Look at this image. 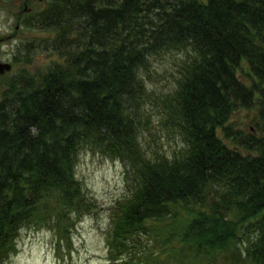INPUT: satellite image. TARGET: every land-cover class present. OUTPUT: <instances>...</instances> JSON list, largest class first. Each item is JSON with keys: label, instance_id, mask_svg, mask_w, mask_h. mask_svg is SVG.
<instances>
[{"label": "trees", "instance_id": "obj_1", "mask_svg": "<svg viewBox=\"0 0 264 264\" xmlns=\"http://www.w3.org/2000/svg\"><path fill=\"white\" fill-rule=\"evenodd\" d=\"M21 12L16 23L51 34L53 56L0 73V264L24 226L69 243L95 208L75 174L84 148L126 166L107 264H264V0H45ZM19 47L11 61H30ZM170 51L184 57L158 121L183 148L150 154L145 74ZM243 109L248 129L231 120Z\"/></svg>", "mask_w": 264, "mask_h": 264}, {"label": "rangeland", "instance_id": "obj_2", "mask_svg": "<svg viewBox=\"0 0 264 264\" xmlns=\"http://www.w3.org/2000/svg\"><path fill=\"white\" fill-rule=\"evenodd\" d=\"M43 2L45 0H0V59L11 63L10 72L23 67L30 70L41 68L53 56L47 52L43 42L50 33L16 23V12L33 10ZM27 41L28 44L23 46L22 42ZM17 44L23 53H28L32 47L29 51L32 56L30 61H11ZM183 57L181 52H163L153 59L148 72L144 73V85L148 93L142 95L141 109L148 115L150 127L142 128L139 139L144 150L150 154L172 155L183 148L179 136L169 126L158 121L164 105L162 99L173 89ZM231 120L234 126L245 129L251 124L244 109L234 113ZM225 140L229 142L227 138ZM125 170V164L118 158L87 148L81 149L75 174L85 191L95 199V208L76 220L70 229L69 243L50 225L24 226L17 237L16 250L9 255L6 264H107L109 213L116 199L127 191ZM240 244L242 247L245 245ZM212 264L226 263L218 259Z\"/></svg>", "mask_w": 264, "mask_h": 264}, {"label": "water", "instance_id": "obj_3", "mask_svg": "<svg viewBox=\"0 0 264 264\" xmlns=\"http://www.w3.org/2000/svg\"><path fill=\"white\" fill-rule=\"evenodd\" d=\"M10 67H11V63L8 60L0 59V73H3L4 71L10 69Z\"/></svg>", "mask_w": 264, "mask_h": 264}]
</instances>
